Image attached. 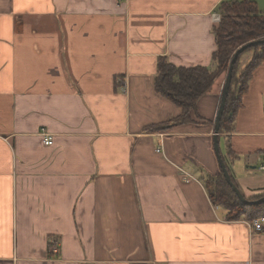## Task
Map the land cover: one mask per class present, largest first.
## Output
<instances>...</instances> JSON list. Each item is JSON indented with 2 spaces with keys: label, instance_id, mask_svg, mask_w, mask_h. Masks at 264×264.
Instances as JSON below:
<instances>
[{
  "label": "crops",
  "instance_id": "1",
  "mask_svg": "<svg viewBox=\"0 0 264 264\" xmlns=\"http://www.w3.org/2000/svg\"><path fill=\"white\" fill-rule=\"evenodd\" d=\"M221 1L0 0V264H264V232L204 183L220 82L204 120L146 130L183 111L158 58L212 64ZM218 137L241 191L264 194V62Z\"/></svg>",
  "mask_w": 264,
  "mask_h": 264
},
{
  "label": "trees",
  "instance_id": "2",
  "mask_svg": "<svg viewBox=\"0 0 264 264\" xmlns=\"http://www.w3.org/2000/svg\"><path fill=\"white\" fill-rule=\"evenodd\" d=\"M220 21L213 28L217 48L213 54L212 66H178L167 56L158 58L155 78L156 90L174 104L182 108L177 117L146 128L148 131H166L174 126L204 120L198 112L201 97L212 92L216 79L229 69L235 51L253 40L264 39V11L255 0H222L217 6ZM253 58L240 69V56L234 65L233 78L225 109L221 118L219 134L232 132L237 113L243 106V96L255 69L264 62V43L251 47ZM194 113L196 120L191 117ZM229 153L221 156L227 164L233 181L236 183L228 161L236 158L228 145ZM233 155V158L229 156ZM221 168V167H220ZM211 201L227 210L228 220H253L264 215V202L254 205L244 204L227 182L222 170L217 175H208L204 180ZM238 186V184L236 183ZM244 194V193H243ZM245 195V194H244ZM264 194H257L250 199H259ZM246 197V195H245ZM264 232V230H263ZM51 243H49V248Z\"/></svg>",
  "mask_w": 264,
  "mask_h": 264
},
{
  "label": "water",
  "instance_id": "3",
  "mask_svg": "<svg viewBox=\"0 0 264 264\" xmlns=\"http://www.w3.org/2000/svg\"><path fill=\"white\" fill-rule=\"evenodd\" d=\"M264 43V39L261 40H257V41H252L246 45H243L242 47H240L239 49H237V51L234 53L232 61L230 63L229 66V70L227 72V76H226V80L225 83L223 85L222 88V93H221V101H220V105H219V109L217 112V116H216V121H215V135H214V146H215V151L218 157V161L221 167V170L227 180V182L229 183V185L232 187V189L235 191V193L237 194V196L239 197V199L244 203V204H249V205H254V204H259L264 202V196L259 198V199H248L247 197H245V195L243 194V192L241 191V189L239 188V186L236 185V183L233 181L231 173L227 167L226 162L224 161L223 157L220 154V147H219V139H218V135H219V130H220V123H221V118L225 109V105H226V100H227V96L229 94V90L231 87V82H232V78H233V71H234V65L238 60L239 55L248 47L252 46V45H258V44H263Z\"/></svg>",
  "mask_w": 264,
  "mask_h": 264
},
{
  "label": "rangeland",
  "instance_id": "4",
  "mask_svg": "<svg viewBox=\"0 0 264 264\" xmlns=\"http://www.w3.org/2000/svg\"><path fill=\"white\" fill-rule=\"evenodd\" d=\"M258 4V7L264 11V0H255ZM258 40H261V39H258ZM253 41H257V40H253ZM252 42V41H251ZM250 43V42H249ZM248 44V43H247ZM246 45V44H245ZM254 46V45H252ZM252 46L246 48L242 53H241V56H240V69H242L244 66H246L250 60L253 58V52L254 50L251 48ZM242 47V46H240ZM239 47V48H240ZM238 48V49H239ZM237 51V50H236ZM235 51V52H236ZM213 62V60H212ZM209 66H212V64H210ZM229 70V69H228ZM228 70H226L225 72H223L215 81V83L218 81L220 82V88L222 89V86L224 85L225 83V80H226V76H227V72ZM221 93H222V90H221ZM219 138V137H218ZM224 153H225V150H224ZM228 156V155H227ZM225 156V157H227ZM230 158H233L234 156L233 155H230L229 156ZM236 180V179H235ZM254 194L257 193L256 191L253 192ZM247 197V196H246ZM248 199H250V197H247ZM223 209H225L224 207H222ZM226 210V209H225ZM241 220H244V219H241Z\"/></svg>",
  "mask_w": 264,
  "mask_h": 264
},
{
  "label": "built area",
  "instance_id": "5",
  "mask_svg": "<svg viewBox=\"0 0 264 264\" xmlns=\"http://www.w3.org/2000/svg\"><path fill=\"white\" fill-rule=\"evenodd\" d=\"M43 135H45V137H44V143L47 144V145H51L53 143L52 138L49 137L48 134H44L43 133ZM158 151H160V149ZM259 168L262 171H264V160H263V162H262V164L260 165ZM243 221L253 231L263 232V230H264V215H262V216H260V217H258L256 219H253V220L244 219ZM162 264H165V263H162ZM241 264H253V263L250 262V261H247V262L241 263Z\"/></svg>",
  "mask_w": 264,
  "mask_h": 264
}]
</instances>
